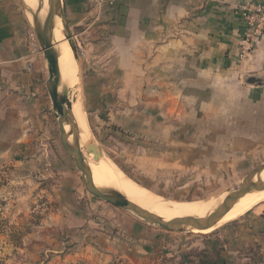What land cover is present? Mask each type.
<instances>
[{"label":"crops","instance_id":"0c3cea01","mask_svg":"<svg viewBox=\"0 0 264 264\" xmlns=\"http://www.w3.org/2000/svg\"><path fill=\"white\" fill-rule=\"evenodd\" d=\"M62 2L83 52L86 112L109 140L190 148L175 139L174 114H222L224 100L246 105L248 122L262 116L264 132V36L241 57L238 13L264 0ZM33 34L20 1L0 0V215L19 225L40 211L7 264H264V204L212 234L183 236L89 194L60 141ZM169 154L156 160L176 161Z\"/></svg>","mask_w":264,"mask_h":264},{"label":"rangeland","instance_id":"374dc122","mask_svg":"<svg viewBox=\"0 0 264 264\" xmlns=\"http://www.w3.org/2000/svg\"><path fill=\"white\" fill-rule=\"evenodd\" d=\"M61 14L63 22L66 23L64 25L68 27L71 35V43L76 58V62L75 60L74 62L75 65L77 64L78 80H76V85L72 86V90L73 94L78 93V104H81L84 121L90 132V139L94 141L92 143L102 153L104 160L106 158V162L116 166L143 193L156 197L158 200L161 199L160 201L165 200L175 204L207 203L227 197L237 189L242 180L252 170L264 164V146L254 145V143L262 141L264 137V132L257 130L263 124V117L255 114L251 116L254 121L248 122L246 114L243 112V109L246 110V105L242 104L240 100H231L229 107L227 100H224L223 113L218 115H195L192 110H187L180 115L174 114V118H176L173 129L175 139L181 145L190 140V143L195 144L190 148L166 147L140 139H136L134 142L127 141L126 138L116 141L114 139L109 140L108 136L104 134L103 119L98 115L93 118V114L88 115L86 112L87 96L83 93V87H87V84L81 82L79 76L82 69L83 52L81 46L76 42V36L70 30L68 20L64 16L62 0ZM63 33L65 36V30ZM64 40L70 47L66 37H64ZM69 49L71 50V48ZM70 96L74 97V95ZM178 118H182L183 121L180 123ZM199 120L202 121V124ZM97 131L99 134L96 133ZM103 143H106L104 147ZM168 150H174L178 154V156L172 157V159L176 158V161L156 160L171 158L170 154L165 155ZM187 153H189L188 156H184ZM179 157L187 161H177ZM3 181L2 179L0 184ZM262 204H264V200L254 207ZM252 209L238 219L244 218ZM39 216L40 211L37 210L30 214L27 222L15 226H18L20 232L26 231V229L32 231L39 223ZM0 218L5 219L2 215H0ZM142 222L144 221L142 220ZM232 222L202 234L190 231H167L155 225H148L159 228L161 232H167V234L206 236ZM21 247L15 248L10 245L6 233L0 231V264H7L9 253L6 250L8 248L15 251ZM14 263H17V260L11 262V264Z\"/></svg>","mask_w":264,"mask_h":264},{"label":"bare ground","instance_id":"6f19581e","mask_svg":"<svg viewBox=\"0 0 264 264\" xmlns=\"http://www.w3.org/2000/svg\"><path fill=\"white\" fill-rule=\"evenodd\" d=\"M24 3L34 12L38 11L39 19L43 24L53 26L52 43L54 55L58 59L61 75V84L56 83V89L61 99V105H64L68 100H71L72 97L64 91L63 87L66 86L67 88H70L76 83L77 64L75 65L76 61L74 62L72 52L69 49L70 47H68L67 42L64 40V22L61 14V0H24ZM84 119L82 109L78 105H73L66 120L65 130L66 132H69L72 126L76 125L78 127L81 142L84 143L82 155L91 169L93 182L98 189L116 191L130 202L149 213L162 218L164 221L184 219L206 220L218 210L223 200L226 198H219L207 203L175 204L169 203L165 200L160 201L161 199L158 200L156 197H151L143 193L141 189L131 183L116 166L106 162L107 160L106 158L104 160L102 153L98 154L100 151L97 149L94 152L91 151L90 145H88L90 132ZM263 200L264 171L261 173L259 179H252L251 191L236 202L216 227L201 233L211 232L219 226H223L226 223L238 219Z\"/></svg>","mask_w":264,"mask_h":264},{"label":"water","instance_id":"95a60500","mask_svg":"<svg viewBox=\"0 0 264 264\" xmlns=\"http://www.w3.org/2000/svg\"><path fill=\"white\" fill-rule=\"evenodd\" d=\"M21 7L26 14L30 24L32 26L33 32L38 40L40 49L43 53V56L47 62V70H48V79H47V89L49 92L50 99L52 101V107L55 112L59 133H60V141L66 150L68 156L73 162L74 166L80 172V180L85 188V190L91 194L92 196L111 204L117 208L128 211L134 214L137 218L143 220L147 224L158 226L167 231L174 232H183L190 231L193 233H199L204 231H209L216 227V225L220 222V220L230 211V209L238 202L242 197H244L247 193L251 191V182L252 179H259L261 173L264 171V164L258 166L254 170H252L239 184L237 189L230 193L222 202L221 206L218 210L212 214L208 219H184V220H169L164 221L162 218L149 213L148 211L142 209L136 204L130 202L120 193L108 190V189H98L92 178V173L89 165L84 160L82 155L83 142L80 139V131L76 125L71 127L69 132H66V120L69 113L72 110L73 105L78 104V93L73 94L72 87L67 88L63 87L64 91L69 95H74L71 100H68L64 105H61V99L56 89V83L61 84V75L58 64V59L54 55L53 48V26L49 24H43V22L39 19L38 11H33L30 9L25 3L24 0H19ZM30 17V18H29ZM65 24V23H64ZM65 37L68 41V44L71 48V52L74 60L75 53L74 47L71 43V35L68 27L64 25ZM78 76V74H77ZM78 80V77H77ZM75 85V84H74ZM81 108V107H80ZM88 127V126H87ZM88 145H90L91 151H96L95 145L92 143V140H88ZM101 154V152H98Z\"/></svg>","mask_w":264,"mask_h":264},{"label":"built area","instance_id":"2783aa9c","mask_svg":"<svg viewBox=\"0 0 264 264\" xmlns=\"http://www.w3.org/2000/svg\"><path fill=\"white\" fill-rule=\"evenodd\" d=\"M240 20L245 27L242 55L253 51L254 47L260 43L264 36V3H247L238 6ZM31 46H38V40L33 34L30 39Z\"/></svg>","mask_w":264,"mask_h":264},{"label":"trees","instance_id":"16d2710c","mask_svg":"<svg viewBox=\"0 0 264 264\" xmlns=\"http://www.w3.org/2000/svg\"><path fill=\"white\" fill-rule=\"evenodd\" d=\"M1 185V184H0ZM0 231L5 232L8 237V243L15 248H19L22 245V238L30 232L29 229L26 231H21L18 229V226L9 225L8 221L0 218ZM208 264H212L208 262Z\"/></svg>","mask_w":264,"mask_h":264}]
</instances>
